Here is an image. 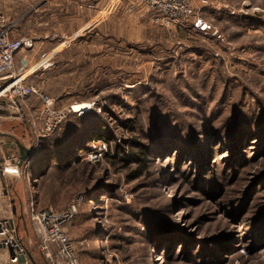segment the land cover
<instances>
[{
    "label": "rangeland",
    "instance_id": "rangeland-1",
    "mask_svg": "<svg viewBox=\"0 0 264 264\" xmlns=\"http://www.w3.org/2000/svg\"><path fill=\"white\" fill-rule=\"evenodd\" d=\"M49 1L0 0L14 39L55 24ZM129 3L28 84L67 113L54 134L40 137L35 96L31 112L0 118L38 146L19 174L28 224L41 245L30 211L75 204L65 229L81 264H264V0H194L161 23ZM82 105L93 110L73 113ZM94 139L103 159L76 161Z\"/></svg>",
    "mask_w": 264,
    "mask_h": 264
},
{
    "label": "built area",
    "instance_id": "built-area-1",
    "mask_svg": "<svg viewBox=\"0 0 264 264\" xmlns=\"http://www.w3.org/2000/svg\"><path fill=\"white\" fill-rule=\"evenodd\" d=\"M194 0H136L138 9L148 14L157 22H170L182 16L189 17L192 14L191 5ZM90 8L93 6L90 4ZM202 30L208 29V24L198 19L196 27ZM17 27V22L10 20L0 11V111H6L13 117H23L25 113L24 101L31 97H37L42 101L43 114L46 115L41 138L47 139L59 129L63 121L67 118V113L55 110V100L43 93L42 90L27 84V74L16 68V57L21 51H28L34 48L33 38L14 39L13 32ZM48 54L42 55L43 64L47 61ZM49 63V61H48ZM47 63V64H48ZM83 108L72 107L73 113L84 115L93 110L92 105H82ZM81 106V107H82ZM29 112L31 109L27 108ZM71 112V111H70ZM72 113V112H71ZM92 147L83 154H78V159L82 162L98 163L107 152V142L102 139H94ZM38 146H33L30 158L23 164L21 172L31 169L35 161V151ZM4 149L0 141V159L4 158ZM13 157H16L13 155ZM18 157V156H17ZM6 165L4 161L0 163V176H6ZM76 206L73 204L68 210L55 211L46 209L36 212L35 208L30 211L33 229L41 239L40 249L44 255L46 264H81L80 258L76 255L74 244L69 237L65 227L71 222ZM10 219L0 221L1 244L9 249H14L16 255L12 258L13 263L18 262V258L24 255L20 241H18V228ZM52 246L57 248V253H53Z\"/></svg>",
    "mask_w": 264,
    "mask_h": 264
},
{
    "label": "crops",
    "instance_id": "crops-1",
    "mask_svg": "<svg viewBox=\"0 0 264 264\" xmlns=\"http://www.w3.org/2000/svg\"><path fill=\"white\" fill-rule=\"evenodd\" d=\"M48 3V5L57 7L58 17L54 16L51 19V23L55 24L48 25L43 33H37V35L42 36L34 39L35 45L33 49L21 51L16 57V68L27 74V84H35L39 80H48L52 73L45 72L47 70L46 66L54 64L55 58L58 56L63 58V55L71 50L72 46L80 45L77 40L82 37V33L96 28L106 31L107 29H103V27L107 26L111 18L116 17L117 12L123 13L127 17L130 4L129 0H51ZM90 4L93 6L92 8L89 7ZM131 18L145 20V22H142L147 24L146 19L143 17L135 16ZM59 22L60 26L58 27L56 24L58 25ZM54 29L58 30L54 32ZM45 53L48 54V57L46 63L43 64L41 62L42 55ZM49 89L50 86L46 90ZM2 116L0 114V118ZM0 132L8 133L3 130H0ZM12 135L19 138L15 134ZM19 139L28 148L34 146V144L26 143L25 140ZM0 141L2 142L4 153L10 156L20 155L19 149L14 143L6 141L5 138H0ZM2 160L6 165L5 154ZM21 189H23L21 180L12 185L7 175L4 177L0 176V221L10 219L15 223L18 233L20 236L22 235L20 243L24 249V255L27 257L31 256L30 259L33 264H46L47 261L40 250L39 240L34 235L31 224H28L24 216L23 203L26 197H24ZM1 240L0 232V264H21L12 262V251L3 246ZM26 264H32V262L28 259Z\"/></svg>",
    "mask_w": 264,
    "mask_h": 264
},
{
    "label": "water",
    "instance_id": "water-1",
    "mask_svg": "<svg viewBox=\"0 0 264 264\" xmlns=\"http://www.w3.org/2000/svg\"><path fill=\"white\" fill-rule=\"evenodd\" d=\"M0 114H4L7 115L8 112L6 111H0ZM0 138H5L6 141L8 140L11 143H14V145H16L19 149L20 155L17 157H13L8 155L7 153H5V159H6V173L8 176V179L10 180L12 185H15L16 182L19 180V174H20V169L22 168L23 164L30 158L31 153L33 151V147L28 148L24 145V143H22V141L15 137L12 134H8V133H2L0 132ZM4 149V148H3ZM3 160L0 159V163ZM12 251V258H15L16 255L14 253V249H11ZM27 254V253H26ZM31 256H26V255H21L18 258V262L21 264H26L27 260L29 259L32 264L33 261L30 259Z\"/></svg>",
    "mask_w": 264,
    "mask_h": 264
},
{
    "label": "trees",
    "instance_id": "trees-1",
    "mask_svg": "<svg viewBox=\"0 0 264 264\" xmlns=\"http://www.w3.org/2000/svg\"><path fill=\"white\" fill-rule=\"evenodd\" d=\"M16 28H17V27H16ZM16 28H15V30H16ZM15 30H14V31H15ZM13 33H14V32H13ZM69 133H70L69 131H65V132H64L65 137L69 136ZM95 135H97V134H95ZM88 147H89V146L87 145V147L85 146L84 148L87 149ZM88 149H89V148H88ZM141 153H142L143 156H144V153H143V152H141ZM133 156L136 157V158H135L136 160H138V161H142V164H143V165H142V168H141V169L145 168V165H146L145 162H146V161L144 160L143 156H141V158L139 157V159H138V157H137L136 155H133ZM72 159H73V158H72ZM75 160H76V161H79V162H82V161H81L80 159H78V158H75ZM143 161H144V162H143ZM43 174H45V172L42 171V175H43Z\"/></svg>",
    "mask_w": 264,
    "mask_h": 264
},
{
    "label": "bare ground",
    "instance_id": "bare-ground-1",
    "mask_svg": "<svg viewBox=\"0 0 264 264\" xmlns=\"http://www.w3.org/2000/svg\"><path fill=\"white\" fill-rule=\"evenodd\" d=\"M83 107H84V106H82V107H81V106H76L75 108H76V109H79V108H83Z\"/></svg>",
    "mask_w": 264,
    "mask_h": 264
}]
</instances>
